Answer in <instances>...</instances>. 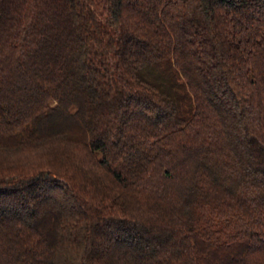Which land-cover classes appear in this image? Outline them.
<instances>
[{"label":"trees","instance_id":"16d2710c","mask_svg":"<svg viewBox=\"0 0 264 264\" xmlns=\"http://www.w3.org/2000/svg\"><path fill=\"white\" fill-rule=\"evenodd\" d=\"M0 264H264V0H0Z\"/></svg>","mask_w":264,"mask_h":264}]
</instances>
